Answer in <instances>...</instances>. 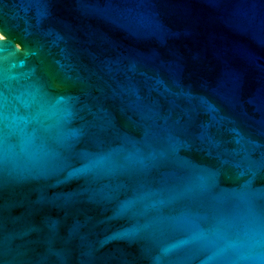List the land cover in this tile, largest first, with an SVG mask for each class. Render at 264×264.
Returning a JSON list of instances; mask_svg holds the SVG:
<instances>
[{
	"label": "water",
	"instance_id": "95a60500",
	"mask_svg": "<svg viewBox=\"0 0 264 264\" xmlns=\"http://www.w3.org/2000/svg\"><path fill=\"white\" fill-rule=\"evenodd\" d=\"M0 264H264V0H0Z\"/></svg>",
	"mask_w": 264,
	"mask_h": 264
}]
</instances>
